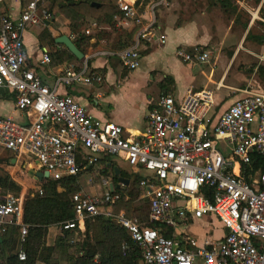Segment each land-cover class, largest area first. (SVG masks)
<instances>
[{"label":"built area","instance_id":"1","mask_svg":"<svg viewBox=\"0 0 264 264\" xmlns=\"http://www.w3.org/2000/svg\"><path fill=\"white\" fill-rule=\"evenodd\" d=\"M6 1L0 0V88L15 98L16 107L29 120L0 116V146L21 157L31 156L53 180L77 176L101 155L115 156L133 172H146L140 181L142 197L149 201L150 221L162 226H142L125 209L115 213L113 207L122 196L103 180L102 196L83 190L73 193L75 217L63 227L84 231L88 218L113 217L141 247L143 264H264V167L251 173L253 154L264 161V90L246 89L212 117L216 93L210 87L191 88L180 99L163 94L151 101L144 130L126 135L123 126L93 117L72 95L60 94L25 67L28 28L48 23L52 15L40 7L43 0H15L16 14L3 9ZM150 2L169 6L171 0ZM263 7L264 0L254 16L264 22ZM120 8L124 18L141 22L135 5L120 0ZM85 33L90 35L91 28ZM160 41L164 43L166 36L161 35ZM42 53L41 63L50 64L48 51ZM176 55L196 64L213 59L211 51L199 47L192 51L179 47ZM120 58L129 70L141 64L135 46L123 49ZM81 73L69 70L65 84L71 85ZM93 76L84 82L90 84ZM220 140L227 141L231 150L220 148ZM79 148L86 150L85 161L78 159ZM25 197L23 193L0 195V233L7 226L19 228L21 260L26 259L22 244L28 233ZM209 214L228 229L223 239L199 245L195 237L177 234V227L184 226L189 216ZM168 230H173L172 236H167Z\"/></svg>","mask_w":264,"mask_h":264},{"label":"crops","instance_id":"2","mask_svg":"<svg viewBox=\"0 0 264 264\" xmlns=\"http://www.w3.org/2000/svg\"><path fill=\"white\" fill-rule=\"evenodd\" d=\"M121 1H126L131 5H135L136 2V0ZM197 1L171 0L169 6L153 5L150 1L142 2L139 6H135L138 14L142 16L141 22L123 17H116L117 22L113 27L99 26L94 21L90 22L86 27L91 28V33L88 35L89 40L81 50L85 54V58L81 59V63L86 73L79 74L78 77L74 78L71 85L65 84L64 78L69 70L72 69L75 72L74 63H41L42 52L45 49L48 51V45L40 41V33L45 27L49 28L56 38L63 34L69 35L72 40L74 38L68 28V19H64V22L60 24H55L53 21L56 22L58 17L52 16L51 21L48 23L33 25L28 28L25 34V67L34 70L47 85L57 89L60 94L72 95L77 102L87 108L93 117L103 122H115L123 126L126 135L136 134L138 131L144 130L147 111L151 108V101L165 93L174 97L177 95L175 98L180 99L189 89H195L193 83L199 84L200 89L211 85H215L217 89L219 84L220 88L217 90H221L223 86L228 91L227 96H230L234 91H238L240 93L239 96L234 98L235 100L248 89V87L245 89L244 73L235 74V78L239 79V86L234 80L228 79L230 69L226 70L218 80L214 78L213 71L209 73L203 71L201 76L198 77L190 72L192 64L195 65L196 63L184 62L176 55V50L179 47L192 51L195 47H199L198 45L205 43V38L198 35L199 26L192 19L196 7L199 6ZM3 9L8 13L16 14L18 13V3L15 0H8L3 5ZM34 30L38 32L37 37L32 33ZM144 32L147 33L146 37L141 36ZM161 35L166 36L164 43L160 41ZM58 45H60L59 48H66L62 44ZM134 46L141 54V64L136 72L130 74L122 66L120 52L124 48ZM236 58L237 52L231 62L233 63ZM183 69L188 70L190 80L188 86L184 83L185 74ZM93 71L92 82L90 84L85 83L84 78L89 77V74ZM230 100L233 101V99ZM0 116H12L21 122L29 120L27 114L16 107L15 98L4 88H0ZM9 156H13V158L6 169L23 186L22 190L27 191L28 188L25 189L26 186L16 175H19V171L22 173L28 171L29 163L25 161V156H18L7 149L0 154L2 159ZM33 163L38 168L36 162ZM33 176L35 180H38L36 172ZM100 178L102 179L99 182H96L93 176L89 179L92 192L98 195L104 193L106 189L103 180H107L109 184L113 183L112 177L102 175ZM79 182L82 185L80 180ZM29 186L31 185L27 187ZM81 190L85 191L82 188ZM214 218L218 220L216 221ZM197 224L204 229L200 234L193 231ZM183 227H188V230H191L188 234L195 237L199 245L204 244L206 240L210 242L219 241L228 232V229L219 218L213 214L197 219L189 216ZM58 228L55 225L50 227L47 236L49 245L55 243ZM19 248H21V244L17 240L13 252L16 253Z\"/></svg>","mask_w":264,"mask_h":264},{"label":"trees","instance_id":"3","mask_svg":"<svg viewBox=\"0 0 264 264\" xmlns=\"http://www.w3.org/2000/svg\"><path fill=\"white\" fill-rule=\"evenodd\" d=\"M149 1L151 0H136L135 6ZM218 1L226 11L235 6L234 0ZM40 7L56 18L62 15L68 19V28L74 35L73 41L80 50L89 40L85 28L90 22L94 21L99 26L113 27L117 22L116 17L124 18L120 0H43ZM40 41L48 45L52 64L74 63L76 72L86 73L81 60L68 49L59 48L60 45L56 43V37L49 28L45 27L42 30ZM199 48L206 50L205 47L199 46ZM260 71L263 73L264 67H261ZM92 73L94 71L89 75L91 76ZM4 150L0 147V154ZM84 155L85 150L79 148L80 161H85ZM12 158L13 156L6 159L0 158L1 196L9 193L19 195L22 192V185L6 169ZM115 160L118 158L112 155H101L97 160V163L102 165L100 176L112 177L114 193L122 196V199L113 207V211L117 213L120 208H124L127 216L138 219L142 226L162 227L149 219L150 204L148 199L142 197L143 187L140 184L143 176L133 179L132 175L124 172ZM95 165H90L77 176L60 180L44 179L39 189L28 192L24 202V222L28 225V233L22 244L26 259L21 260L18 251L13 252V247L18 240L19 228L7 226L0 233V264H142L141 247L134 240L132 233L113 217L107 219L106 215H99L88 218L84 231L79 228L65 229L63 227L65 222L75 217L72 195L82 188L79 182L80 175L93 170ZM116 167L120 170L119 174H116ZM251 167L253 168L251 173L264 167L262 157L253 154ZM120 177L129 179L130 184L118 188ZM99 195L102 196L103 192ZM127 196L129 199L125 201ZM121 204L123 207L120 206ZM54 225L59 227L60 232L55 243L49 245L47 236L50 227ZM172 231L168 230L167 236H172Z\"/></svg>","mask_w":264,"mask_h":264},{"label":"rangeland","instance_id":"4","mask_svg":"<svg viewBox=\"0 0 264 264\" xmlns=\"http://www.w3.org/2000/svg\"><path fill=\"white\" fill-rule=\"evenodd\" d=\"M234 1L235 6L230 8L229 11H226L218 0L197 1L199 6L196 7L192 19L195 20L199 26L198 35L201 38H205V43L198 46L205 47L206 50L211 51L213 59L210 63L192 64L190 72L200 77L203 71L205 73L213 71L214 78L218 80L226 70L230 69L231 71L228 75V79L234 80L238 86L239 79H237V77L235 78V74L242 72L245 75V89L248 87L250 90H264V72L262 73L260 71V68L264 67V22L254 16L261 0ZM260 16L264 17V9L261 10ZM64 19H66L64 16H59L55 24L64 22ZM32 33L37 37L38 32L36 30L32 31ZM236 52L237 58L232 63V58ZM123 67L126 68L125 66ZM137 69L129 70L126 68V71L131 74V72H136ZM183 72L185 74L184 83L188 86L190 84L188 70L183 69ZM209 87L214 89L216 93V106L211 110L209 114L210 117L222 113L232 101L230 99L234 100L240 93L234 91L230 96H227L228 91L225 90L223 86L221 90H217L215 85ZM193 88L200 89V85L193 83ZM149 111L148 109L147 114ZM219 147L226 152L231 150V146L225 140L219 141ZM24 159L29 163L28 171L25 173L19 171V175L16 176L23 182V185L26 186L25 189L28 188L27 191L22 190L21 192L26 196L30 190L39 189L42 180H35L33 176L35 172L41 171L33 163L35 162L34 159L28 155L25 156ZM115 162L124 172L131 174L133 179L137 176H143V174L146 173L143 171L139 173L129 170V167L123 161L115 160ZM101 167V164L96 163L93 168L94 170H91L92 172L86 171L80 175L81 178L79 177L82 183V189L91 195L96 193L92 192L89 186V179L93 176V178L95 177V181L99 182V180L102 179L99 177ZM49 179L53 180L51 178H45V180ZM28 185L31 186L27 187ZM126 198L129 199L128 196ZM126 198L125 201H127ZM120 206H122V204ZM214 220L217 221L218 219L214 218ZM203 230L204 229H202L199 224L193 228V231L198 234L203 232ZM176 231L177 234H188L191 230H188V227L180 225L177 227ZM59 232L60 229L58 228L57 233Z\"/></svg>","mask_w":264,"mask_h":264},{"label":"water","instance_id":"5","mask_svg":"<svg viewBox=\"0 0 264 264\" xmlns=\"http://www.w3.org/2000/svg\"><path fill=\"white\" fill-rule=\"evenodd\" d=\"M56 42L58 44H62L64 46H66L67 49L70 50V52L78 59H83L85 58V54L76 46V44L74 43V41L70 38L69 35L67 34H63L59 37L56 38ZM116 170V174H119L120 173V170L119 168H115ZM36 178L39 179V180H43L45 178H49V172L48 171H37L36 172ZM119 184H117V187H121L122 185L123 186H128L130 184V180L129 179H126V178H123V177H120L119 178ZM110 187L112 190H114V184L111 183L110 184ZM107 219H109V217H107Z\"/></svg>","mask_w":264,"mask_h":264}]
</instances>
